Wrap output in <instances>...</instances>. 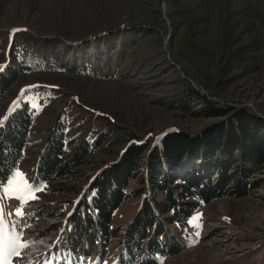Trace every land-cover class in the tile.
Returning <instances> with one entry per match:
<instances>
[{
  "label": "rangeland",
  "instance_id": "obj_1",
  "mask_svg": "<svg viewBox=\"0 0 264 264\" xmlns=\"http://www.w3.org/2000/svg\"><path fill=\"white\" fill-rule=\"evenodd\" d=\"M180 12L207 20L206 29L193 42L212 59L194 56L186 48L187 27L177 25L187 19L180 18ZM13 29L20 31L13 33ZM199 30L202 27L195 29ZM20 32L54 40L48 55L68 70L51 79L27 77L0 101V120L23 99L39 108L14 173L18 170L33 184L28 173L40 141L64 108L75 115L71 134L80 139L93 128L99 131L111 125L119 130H113L116 144L102 146L71 176L41 185L46 187L35 193L38 199L23 207V220L11 214L19 201L5 200L9 227L15 225L29 244L13 264L122 263L124 232L142 196L124 201L114 212L110 237L92 238L72 227L78 202L93 176L118 157L124 146L122 136L152 146L172 131L200 135L223 120L198 117L207 107L246 109L264 120V0H0L4 62L10 43L20 44L15 38ZM236 40L252 45L257 59L226 73L223 50ZM33 88H51L56 93L40 91L24 98ZM40 99L43 107H38ZM249 179L257 185L243 198L220 197L191 212L184 251L146 258L147 264H264V173ZM128 188L140 186L133 181ZM198 214L199 224L190 223ZM143 241L145 245L147 239ZM139 258L128 264H139Z\"/></svg>",
  "mask_w": 264,
  "mask_h": 264
},
{
  "label": "trees",
  "instance_id": "obj_2",
  "mask_svg": "<svg viewBox=\"0 0 264 264\" xmlns=\"http://www.w3.org/2000/svg\"><path fill=\"white\" fill-rule=\"evenodd\" d=\"M179 15L187 19L177 25L187 27L186 48L194 56L212 59L213 56L193 42L206 29L207 20L190 14L186 16L183 12ZM201 27L203 30L195 31ZM15 38L20 44L15 40L10 43L6 62L2 55L4 49L0 50V65L3 63L0 66V101L15 83L24 82L27 77L39 75V78L51 79L52 75L67 69L48 55L54 40L21 32ZM4 43L0 38V47ZM223 56L227 59L226 73L234 67L255 63L257 59L256 49L239 40L225 45ZM40 91L56 93L51 88H33L23 97ZM37 103L38 107L44 106L41 99ZM17 105L0 126V184L12 176L21 162L39 112V108L30 106L24 99ZM203 115L223 120L197 136L169 132L159 144L152 146L148 141L135 142L126 136L119 138L124 146L118 157L89 182L87 192L78 202L73 230L92 238L110 237L114 234L111 228L114 212L124 201L142 196L139 209L124 232L126 246L124 244L120 261L121 264L132 263L141 255L137 263L147 264L149 259L146 258L174 256L184 251L183 238L190 230L187 220L200 205L220 197L243 198L255 189L256 181L251 182L249 178L264 173V120L246 109L231 107H207L198 117ZM74 120L75 115L64 108L55 117L46 139L40 141L39 154L28 173L34 185L62 181L75 173L87 157L100 152L102 146L108 148L116 144L117 140L112 137L116 133L113 130L118 128L111 125L99 131L93 128L80 139L78 134H71L75 130ZM133 181L140 188L129 189ZM144 239H147L145 245L142 244Z\"/></svg>",
  "mask_w": 264,
  "mask_h": 264
},
{
  "label": "snow or ice",
  "instance_id": "obj_3",
  "mask_svg": "<svg viewBox=\"0 0 264 264\" xmlns=\"http://www.w3.org/2000/svg\"><path fill=\"white\" fill-rule=\"evenodd\" d=\"M13 33L20 31V29H13ZM9 112V116L11 115ZM9 116H5L0 120V126L7 121ZM44 187L41 185L29 184L23 178V174L18 170L12 174L11 178L7 181L6 185L0 187V264H13V259L21 257L23 250L29 248L28 242L22 239V233L18 232L15 225L9 227L6 221V213L4 202L7 199H15L19 201V206L16 208L12 215L20 217L23 220L24 212L23 207L29 200L38 199L35 195L36 192L43 191ZM199 214L193 218L190 223L199 224ZM31 264V262H30ZM46 264H52L49 260Z\"/></svg>",
  "mask_w": 264,
  "mask_h": 264
}]
</instances>
